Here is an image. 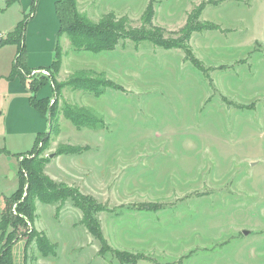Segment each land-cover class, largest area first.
Instances as JSON below:
<instances>
[{"label": "rangeland", "instance_id": "rangeland-1", "mask_svg": "<svg viewBox=\"0 0 264 264\" xmlns=\"http://www.w3.org/2000/svg\"><path fill=\"white\" fill-rule=\"evenodd\" d=\"M8 1L0 0V42L26 20V44L33 1L26 10L21 0L9 7ZM153 1L154 24L172 32L167 38L178 37L187 23L219 28L195 32L189 41L203 72L184 50L148 42L122 41L101 54L75 52L67 36L54 38L52 48L30 46L36 57L46 56L34 61L42 67L53 63L51 52L60 46L62 68L47 67L49 82L38 91L49 97L58 125L28 153L0 156V192L16 190L5 196L4 212L9 204L17 215L26 163L45 160L47 175L50 161L66 158L69 173L56 165L47 176L93 198L102 240L69 199L38 202L34 223L19 230L7 223L8 212L0 214V250L11 248L14 264H264V0ZM150 2L77 0V7L90 21L113 13L137 27ZM54 27L60 28L57 16ZM18 49L6 45L0 52V75ZM82 72L123 91L108 88L96 97L68 85ZM40 74L29 70L23 77L29 86ZM6 89L0 80V95ZM7 105L2 97L1 155ZM78 107L103 126L78 127L65 117L66 108ZM143 204L149 210L136 209ZM33 229L57 246L55 255L43 256L34 240L24 251ZM8 235L17 240L11 247Z\"/></svg>", "mask_w": 264, "mask_h": 264}, {"label": "trees", "instance_id": "trees-1", "mask_svg": "<svg viewBox=\"0 0 264 264\" xmlns=\"http://www.w3.org/2000/svg\"><path fill=\"white\" fill-rule=\"evenodd\" d=\"M33 1L30 17L34 14L39 3V0ZM13 2L14 0H9L8 7L11 6ZM145 13L141 25L137 27H133L126 17L119 18L113 13H107L101 21L93 22L79 13L77 0H58L56 3V14L59 18L60 25L58 30V40L63 36H67L70 39L75 52H88L91 54L115 51L122 41H130L135 45L139 43L141 44L142 42H148L166 50L171 48L180 49L184 50L187 60L194 64L198 71L203 72L204 69L202 65L190 52L189 41L195 32L203 30L213 31L214 29L218 30L219 28L207 24L197 28L192 25L190 26V24L187 23L182 30L176 33L178 37L167 38L166 35L171 34L172 32H168V30L157 27L154 24L156 13L153 0L149 3ZM26 25V20L20 22L15 27V30L10 33L6 39L0 42V48L5 45H17L19 48L14 59L12 72L8 78L14 79L18 76L21 77L25 83L26 80L23 77V73L29 71L27 66V48L25 47ZM57 46L55 59L53 60L54 62L49 67L50 69L59 72L62 68L63 61L59 52L60 46ZM39 77H41L40 81L28 86L29 92L31 93L30 104L41 114L49 118L50 128L48 133L39 134L37 136L35 145L39 140L49 138V134H51L58 125V116L53 111L52 107L49 106L50 99H39L37 97V94L39 93L38 91L41 87L47 85L50 77H46L43 74H40ZM68 83V85L73 86L77 90L81 89L82 91L94 94L96 97L102 96L108 88L116 91H123V88L112 80H103L99 78L89 80L83 72L77 77L71 78ZM64 115L78 127L96 128L99 125L103 126L100 121L89 116L79 107L66 108L64 110ZM66 152L70 154L81 153L79 149H69ZM4 153L8 154L7 151H4ZM45 164V160H34L31 163L25 164L24 168H26V171H24V175L22 173L20 174V188L18 191L20 192L23 189V182L27 184V189L21 196V199L23 200L17 206L16 216L11 214V209L8 207L9 204H7L6 212H4L10 214L7 218V223L15 230H19V227L21 226L27 227V224H33L36 218V203L40 202L43 205H51L56 202H65L69 199L77 209L83 212V222L84 225L88 227L89 232L96 239L98 238L102 240L101 229L95 224L94 218L92 217V215H96L97 211H99L98 204L95 203L93 198L83 195L77 189L55 183L51 178L45 175ZM136 209L140 211L149 210L145 204ZM33 240L43 256L47 257L55 255V249L57 246L51 244L45 235L38 236L35 229L32 230L31 236L28 237L25 252L29 243ZM14 241H17L16 238L13 235H8L6 243L8 242V245H10L9 247H11V244H13ZM5 249L0 250V264H14L11 248ZM121 256L124 258L123 255ZM122 261L130 262L126 261V259H122Z\"/></svg>", "mask_w": 264, "mask_h": 264}, {"label": "crops", "instance_id": "crops-1", "mask_svg": "<svg viewBox=\"0 0 264 264\" xmlns=\"http://www.w3.org/2000/svg\"><path fill=\"white\" fill-rule=\"evenodd\" d=\"M32 1L21 0L20 3L21 4L23 2L26 3L25 5H23L25 6L24 10H26L30 6ZM56 3H57L56 0H39L37 8L29 22V25L27 28L28 38H27V42L25 46H27L30 51V54H29V51L27 48V66H28V70L30 71L45 70L47 67H49V66L42 67V65H39L40 63L34 62L37 59L46 58V56L40 53L36 57L35 54L32 52V50L34 51L35 50L34 48L37 49L38 44H40L41 46L44 45L45 47L49 46L50 48H52L54 38H57V41H58L59 32L57 31V28L54 27L55 26V16H57ZM53 10H54V13H53ZM57 19L59 20L58 16H57ZM55 28L56 30H54ZM31 32H32V40L30 44H28L29 35L31 34ZM57 43L58 42H56V44ZM5 46H2L0 48V52L5 48ZM57 47L54 48L53 52H51L54 54L53 60L55 59ZM8 63H10L8 72L6 73V75L4 74L0 75V80L6 79L7 81V89L3 92L4 94L3 96L2 94L0 95V99H2L3 97L8 102L7 110H6L8 112V116L4 121L5 123V126H4L5 147L3 149V151L4 150L7 151L8 154L6 153L4 155L0 154V156L10 159L11 155H19V154L28 153L29 151H31L34 148V145L37 140V136L39 134H44V133L49 132L50 122L47 116L41 114L37 109L31 106L30 104L31 93L29 92L28 84L25 83L22 80V78L18 76L15 77L14 79L8 78V76L12 72L14 60L10 58L8 60ZM37 97L39 99L49 98V97L48 98L41 97V95L39 96V93L37 94ZM1 114L2 113H0V115ZM68 162L69 160L66 158L63 160L60 158L58 161H55V160L50 161L46 166L48 174L49 175L52 174L49 171L50 169H52V167L54 166L56 167V165L60 168V170L68 172L69 168L70 169L73 168L72 166L68 165ZM10 167L11 165L8 166L9 172H12ZM77 169H79L78 165H76L75 167V172ZM14 192L12 193H9V191H6L5 193L0 192V198L3 201V206L0 207V214L4 212V209H5V199H4L5 196L6 195L9 196L13 194ZM25 247H24V251H25Z\"/></svg>", "mask_w": 264, "mask_h": 264}, {"label": "built area", "instance_id": "built-area-1", "mask_svg": "<svg viewBox=\"0 0 264 264\" xmlns=\"http://www.w3.org/2000/svg\"><path fill=\"white\" fill-rule=\"evenodd\" d=\"M36 72H39L45 76H47L49 74L48 71H46V70H40V71H36Z\"/></svg>", "mask_w": 264, "mask_h": 264}, {"label": "water", "instance_id": "water-1", "mask_svg": "<svg viewBox=\"0 0 264 264\" xmlns=\"http://www.w3.org/2000/svg\"><path fill=\"white\" fill-rule=\"evenodd\" d=\"M243 234L246 236L248 234V232L247 231H244Z\"/></svg>", "mask_w": 264, "mask_h": 264}]
</instances>
